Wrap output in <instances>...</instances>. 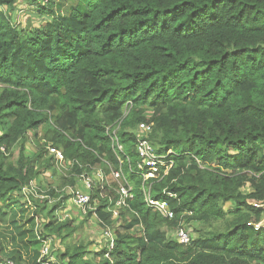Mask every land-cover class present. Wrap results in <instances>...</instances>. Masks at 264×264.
<instances>
[{
    "label": "trees",
    "instance_id": "1",
    "mask_svg": "<svg viewBox=\"0 0 264 264\" xmlns=\"http://www.w3.org/2000/svg\"><path fill=\"white\" fill-rule=\"evenodd\" d=\"M18 1L0 0V262L39 264L40 216L43 237H73L56 215L62 190L97 170L86 218L113 231L114 246L93 253L77 238L59 264H264V0H33L40 27L12 18ZM141 124L172 164L146 185L173 218L144 200ZM49 144L74 164L29 206L23 190L56 173ZM195 223L208 229L190 244L170 239Z\"/></svg>",
    "mask_w": 264,
    "mask_h": 264
},
{
    "label": "built area",
    "instance_id": "2",
    "mask_svg": "<svg viewBox=\"0 0 264 264\" xmlns=\"http://www.w3.org/2000/svg\"><path fill=\"white\" fill-rule=\"evenodd\" d=\"M152 132L151 126L147 124H141L138 126L136 130V136H137V143H136V152L140 157V164L139 169L141 171H144L143 177H144V185H143V196L144 200L147 203L149 207L152 209L159 211L161 214H163L166 218H173L174 213L169 208L168 204L166 202H161L156 200L153 197L151 186H147L146 183L150 179H160L163 177V175H167L169 168L172 166L170 164L169 166L166 164L165 156L158 155L156 153L155 148L151 144V142L148 140V135ZM112 140L117 145L118 150L122 151V147L119 144L116 132L114 131L112 133ZM46 151L48 157L53 159V164L56 170L60 171L63 175V177L68 178L67 176L71 173L73 162L71 160L66 159L63 151L60 149H57L50 144L46 146ZM166 167L165 169H162V167ZM93 173H99L101 176V181H103V175L100 171L94 170ZM92 173V174H93ZM91 174V175H92ZM114 179L118 180L120 182V187L118 190L119 199L117 201V208H126L128 207V200L132 199L131 194V187L129 183L125 182L123 179V174L121 171H117L113 173ZM79 181H82L85 187V190L88 191V193H84L76 189L75 187L68 186L65 189L62 190V193L64 191H67V197H69L72 201V203L78 207V209L81 210L83 215H87L88 211H92V207L89 210V207L92 206L90 204V191L95 187V183L93 180L89 177L87 174H83L80 177H78ZM123 180V181H122ZM36 184V182H31L30 185L23 190V194L27 199H30V196H34L39 199H50L49 195L46 194V192L41 191ZM118 211L115 210L114 217L118 215ZM175 236L177 242L183 245H188L191 243L192 237L189 233V231L183 227L180 226L178 229L175 230ZM107 234V232H106ZM111 234V233H110ZM112 236V235H111ZM38 240L42 244V250L40 257L38 259L39 264H54V260L52 258V244L54 242V238L52 237H43L42 234L38 236ZM114 246V238L110 237V242L108 247L112 249ZM3 264H15L12 261H4ZM0 263V264H1Z\"/></svg>",
    "mask_w": 264,
    "mask_h": 264
},
{
    "label": "rangeland",
    "instance_id": "3",
    "mask_svg": "<svg viewBox=\"0 0 264 264\" xmlns=\"http://www.w3.org/2000/svg\"><path fill=\"white\" fill-rule=\"evenodd\" d=\"M31 1L33 0H19L16 6V10L14 13H12V18L14 17L15 21L19 24H21L23 27H26L27 25H31L32 27H40L43 26L46 22L45 18H40L38 17V15L36 14V10L35 8H37V5L32 4L31 5ZM43 1V0H40ZM41 132L39 133V137L38 140L41 141V144H44V142L42 141V136H41ZM33 143H29L26 146V152L30 155V154H34L36 152V147L35 145V140L33 139ZM40 144V145H41ZM44 148V146H43ZM18 149V148H16ZM15 149V150H16ZM17 151L15 152V157H17ZM62 173L58 170H56V173L51 174V173H46V175H44L42 178H40L38 180V182H36V184L38 185L39 189L43 192H45L47 190L48 187H52V188H56L58 185H60V179H61ZM93 182L95 184L99 183L101 181V176L99 175V173H93L92 175L89 176ZM109 183L111 182V179L109 178ZM41 186H40V185ZM76 189H78L81 192L84 193H88V191L85 190L84 184L82 181L77 182V185L75 186ZM244 193H249L250 192V188L249 187H245L243 190ZM63 196H67V191H64L62 193ZM61 196V201H63L62 203V207L60 208V210L57 212V217L58 219H60L61 221H70L73 222L74 227H77V233L73 236L70 237L67 240H64L61 242L60 239H56V242H53L52 244V258L54 260V264H59L60 260H59V254L63 253L65 251V248L67 246H72L75 243V239L79 238L81 239L83 242L88 244V249L91 250V252L93 251V253L95 252H100L103 249H107L109 242H110V237L114 238V232L111 231L110 229H106L105 226H101L98 221L96 220L95 217L87 220V215H83L81 210L78 209V207H76L70 198H67L66 200H64ZM54 200L52 202H50L49 204L46 205V209L44 211L45 215L48 213V211L57 204V201H55V199L57 198H53ZM41 200V199H40ZM44 200H49V199H44ZM27 201L29 202L28 205L29 206H33L34 204L31 202L32 200L27 199ZM90 206L89 210L91 209ZM227 209L230 208V205L226 206ZM31 215L33 216V210H30ZM28 217V216H27ZM24 218H22L21 220V225L23 227V229H25L26 236L29 237V234L26 231H30V224L27 223V220H24ZM46 221V219L43 216H40L36 219L35 221V227L33 229L34 234L38 236L42 234V223ZM187 226V227H186ZM184 226L190 233L192 239L196 237V232L195 230H205L208 229V227H205L201 224H193V225H186ZM107 232V234H106ZM111 233V234H110ZM175 231H169L168 235L170 237V239H176L175 236ZM112 235V236H111ZM53 238V237H52ZM93 253L89 256L90 258L93 256ZM5 260H3L2 262H4ZM1 263V262H0ZM1 263V264H3Z\"/></svg>",
    "mask_w": 264,
    "mask_h": 264
}]
</instances>
